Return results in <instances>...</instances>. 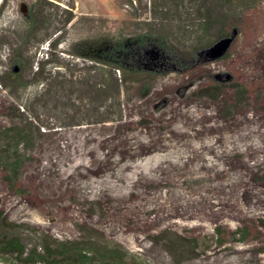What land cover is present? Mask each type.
Listing matches in <instances>:
<instances>
[{"label":"rangeland","instance_id":"rangeland-1","mask_svg":"<svg viewBox=\"0 0 264 264\" xmlns=\"http://www.w3.org/2000/svg\"><path fill=\"white\" fill-rule=\"evenodd\" d=\"M212 1L208 6L202 0H1L0 111L18 106L25 110L24 117H38L48 136L38 141L36 160L27 170L28 179L39 187L37 197L29 201L15 196L0 178V209L13 220L60 237H75L77 222L90 224L145 264H175L149 240L164 230L195 239L197 256L181 264H264V231L254 229L247 242L234 240L224 246L214 231L220 227L232 232L242 223L264 220L263 205L246 204L250 198L264 200V181L258 178L264 167V0L256 1L247 35L236 38L230 56L205 63L199 53L207 48L192 53L206 11L216 20ZM30 13L35 19L32 29ZM149 32L164 34L167 45L190 62L185 69L161 66V51L149 49L143 67L153 77L123 83L116 101L123 105L124 116L114 128L113 122L102 121L108 113L116 116L117 104L109 99L101 67L87 58L100 60L108 42L121 35ZM215 33L216 28L210 32ZM50 41L56 43L48 55L51 63L36 77ZM17 55L22 57L20 69L11 62ZM16 70L21 75L13 85L8 76ZM225 74L250 89L247 112L224 117L219 102L197 94L211 83L228 86L224 77L216 79ZM1 114L2 129L24 118ZM174 130L187 134L172 137ZM149 142L148 151H137L138 143ZM194 150L202 160L189 163ZM72 172L76 174L68 175ZM138 179L145 184L135 191L141 201L129 195ZM212 186L216 197L206 191ZM169 193L192 199L210 195L216 198V208L229 200L243 212L198 228L156 224L159 204L152 198ZM85 202L102 203L105 216L88 213L79 205Z\"/></svg>","mask_w":264,"mask_h":264},{"label":"trees","instance_id":"trees-1","mask_svg":"<svg viewBox=\"0 0 264 264\" xmlns=\"http://www.w3.org/2000/svg\"><path fill=\"white\" fill-rule=\"evenodd\" d=\"M202 1L206 2L208 6H212V0ZM256 1L259 0H216V20L213 18L212 11H206L205 17L199 21L197 26L200 39L192 54L230 36L233 30H237L236 38L241 34L246 36V29H249L247 28L249 25L247 20L255 11ZM29 18L28 25L32 29L35 25L34 15L30 13ZM215 28L216 33L210 34ZM120 37V40L108 42L103 49L100 60L94 57L87 58L92 64L96 63L101 67V77L102 79L105 77L104 81L109 86V99L113 104L114 102L117 104L116 116L113 113H108L102 121L103 123L113 122L114 128L121 123L124 116V110L121 109L123 105L116 101L123 83L137 82L141 76H147L149 80L153 77L152 73L144 70L143 67L148 61L146 55L149 49L158 48L161 51V59L158 61V65L161 66L176 65L185 69L190 62V59L180 57L174 48L167 45L168 39L164 34L149 32L133 36L121 35ZM232 46L226 55L220 59H226L230 56ZM55 48V41L47 43V58L46 61L37 63V70L34 73L36 77H41L45 66L51 63V58L49 59L48 55L49 53L51 55ZM21 60V55L11 59L14 68H21ZM191 60H194V57ZM32 67L33 63L30 64V70ZM20 75L18 70L12 71L8 79L13 85H17ZM3 84L6 89L9 87L6 82ZM226 84L229 85L226 86L218 82L211 83L208 86L200 87L197 94H201L200 97L202 98L219 102L222 107L221 114L224 117L247 112L251 99L250 89L236 80L228 81ZM26 87L25 84L22 86L23 89ZM9 92L12 93L11 90ZM0 113L10 118L25 116V110L21 112L20 108L15 105L1 107ZM38 121V117L32 116L29 119L24 117L19 122L13 123L10 128L2 129L0 127V178L12 194L29 201H32L34 196L37 197L39 187L35 183L32 184L28 179L27 170L36 160V148L39 149L40 147L38 141H43L44 137L48 136L44 130V125ZM147 121L141 120L140 123L143 122L146 126L149 124ZM178 134L184 137L187 133L174 130L171 136L176 137ZM149 144L150 142L147 144L138 143L136 145L137 151L140 153L148 151ZM99 149L101 150V147ZM199 158L202 160L200 153L194 150L191 152L188 162ZM208 170L211 171L212 168L210 167ZM75 174L76 172H72L68 175L73 176ZM78 176L85 178V174L78 173ZM258 178L264 181V167L261 169ZM139 187L142 190L145 187L144 181L141 179L133 181L129 190V195H135L134 199L137 201L142 199L139 197L141 195L135 192ZM206 191L211 192L216 197L214 186L207 187ZM247 191L248 189L245 188L244 193ZM213 196H198L192 199L182 194L157 195L152 198L154 203L159 204L154 221L156 224L189 225L198 228L204 222H215L216 219L222 218H237L243 212L242 207L238 210L235 205L236 202L234 204L229 200L228 202L220 201L218 203L219 208H216V198ZM40 200L38 197V201ZM247 201V205L264 206V200L250 198ZM79 205L86 206V211L90 214L98 215L101 218L105 216V208L102 203L96 205L93 202H85ZM96 206H100V210ZM74 227L77 233L75 237H60L42 230L33 223L13 220L4 210L0 209V264H145L140 260L138 254L131 252L121 242L97 227L84 222H77ZM254 229L264 231V220H254V222H248V225L242 223L232 232L220 227H216L214 231L217 243L219 246H224L234 240L240 243L247 242ZM149 240L170 255L175 264H181L197 256L195 239L177 232L164 230L154 234Z\"/></svg>","mask_w":264,"mask_h":264},{"label":"water","instance_id":"water-1","mask_svg":"<svg viewBox=\"0 0 264 264\" xmlns=\"http://www.w3.org/2000/svg\"><path fill=\"white\" fill-rule=\"evenodd\" d=\"M236 35H237V30H233L230 36L224 37L216 41L212 46L201 51L199 55L203 57V62L206 63V62L218 60L222 58L224 55H226L228 50L231 48L236 38ZM223 77L225 78L226 82L232 80V77L228 74L216 76V79L221 80Z\"/></svg>","mask_w":264,"mask_h":264},{"label":"built area","instance_id":"built-area-1","mask_svg":"<svg viewBox=\"0 0 264 264\" xmlns=\"http://www.w3.org/2000/svg\"><path fill=\"white\" fill-rule=\"evenodd\" d=\"M0 4H1V1H0Z\"/></svg>","mask_w":264,"mask_h":264},{"label":"crops","instance_id":"crops-1","mask_svg":"<svg viewBox=\"0 0 264 264\" xmlns=\"http://www.w3.org/2000/svg\"><path fill=\"white\" fill-rule=\"evenodd\" d=\"M1 1V0H0ZM1 5V4H0Z\"/></svg>","mask_w":264,"mask_h":264}]
</instances>
